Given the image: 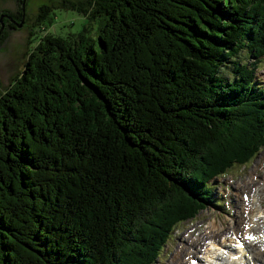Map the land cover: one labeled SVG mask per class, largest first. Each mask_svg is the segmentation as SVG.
I'll use <instances>...</instances> for the list:
<instances>
[{
  "label": "trees",
  "instance_id": "1",
  "mask_svg": "<svg viewBox=\"0 0 264 264\" xmlns=\"http://www.w3.org/2000/svg\"><path fill=\"white\" fill-rule=\"evenodd\" d=\"M62 7L98 33L34 35L0 94V264H151L264 147V89L239 59L264 55V0Z\"/></svg>",
  "mask_w": 264,
  "mask_h": 264
},
{
  "label": "rangeland",
  "instance_id": "2",
  "mask_svg": "<svg viewBox=\"0 0 264 264\" xmlns=\"http://www.w3.org/2000/svg\"><path fill=\"white\" fill-rule=\"evenodd\" d=\"M62 1L63 0H22L21 5L19 0H0V14L9 13L15 15L21 13L23 16L22 20L18 22L14 28H7L4 25L1 28L0 26V37L3 36L0 45V94H3L11 88L14 79L22 75L31 57L30 52L32 44L30 41L34 35L41 36L42 38H48L53 35L57 38L58 36L61 37L67 34L71 37L76 31L82 29V31L96 36L98 33V30H96L97 24L92 21H86V19H83V17L76 12L64 9L62 7ZM68 1L75 3L84 2L85 0ZM44 5L55 8L54 13L56 16L51 15L50 17L48 16L44 22H37L39 8ZM18 24H21V26L17 27ZM239 57H241L239 59L242 64L255 62L254 59H251V55L248 57L241 55ZM256 66L257 69L255 73L257 78L255 81L259 86L264 87V60L261 63H257ZM230 73L229 68L223 70V76L228 80H232L233 78ZM197 175L199 174L196 172L193 177ZM249 182H251V184ZM263 182L264 148L257 152L255 156L246 163V166H234L232 169L226 171L224 176L212 182L214 186L213 202L207 205L203 211H199L194 218L188 219L177 226L171 234V237L168 238L155 264H182L185 256V259L191 258L194 255V246L201 248L206 243L205 239L208 238H206L205 235L210 227V223L215 222V224L219 226L215 233H217V236H220V238L224 236L228 238L233 234H243L240 226V222H246V216H244L245 211H243L245 201L243 199L247 197V192H249L250 195L253 193L257 195L259 192V199L262 196L264 199ZM260 186H262L263 189L260 188ZM256 199H254V204L258 202V198ZM250 203L252 204V198L250 199ZM260 204L262 205L261 201ZM145 223L146 222H140L141 225ZM259 225L255 228H264V220L263 222L261 221ZM143 229L144 227L141 226V233ZM261 234L263 235V233ZM136 237L137 236L133 235V238ZM190 242L193 244V246L190 247L191 250L185 254L180 252V249L182 247L186 248ZM129 249L133 251L135 248L129 247ZM255 249L256 248L251 247L244 249V251L239 250V253L243 256L242 260H244L245 257L247 261L248 254L250 253L253 255ZM138 255H140V253ZM258 259L260 260L261 258ZM260 261L264 264L262 259ZM247 262L253 264L252 260L251 263L249 261Z\"/></svg>",
  "mask_w": 264,
  "mask_h": 264
},
{
  "label": "bare ground",
  "instance_id": "3",
  "mask_svg": "<svg viewBox=\"0 0 264 264\" xmlns=\"http://www.w3.org/2000/svg\"><path fill=\"white\" fill-rule=\"evenodd\" d=\"M249 183L251 184V182ZM260 188L263 189L262 186H260ZM247 194V197L243 199L245 201L244 206L242 205L243 211H245L244 216H246V222H240V226L242 228L241 231L243 234H234L233 237L231 236L226 238L224 236L220 238V236H217V233H215L219 226H217L215 222L210 223V227L208 228V231L205 235V237L208 238L205 239L206 243L201 248L194 246V255L189 259H185V256L182 264H234L236 262L234 260L243 259V256L239 253V250L244 251V249L251 247L256 248L254 250V254L252 255L254 259L252 260L253 264H262L260 260L262 259L264 261V228H255L261 223V219L259 218V214L261 212V200L258 196L259 192L257 195L254 193L250 195L249 192H247ZM251 198L252 204L250 203ZM256 198H258L257 203ZM254 199H256V204H254ZM262 213L264 214V212ZM249 232L251 233V237H254V239L246 240V236ZM261 233H263V235ZM237 239H239L240 242H238ZM237 244L238 248L236 247ZM191 246H193L192 242H190L186 248L182 247L180 252L184 254L189 252L191 250ZM248 255H250V253ZM258 258L261 259L259 260ZM239 262H246L249 264L245 260V257L244 260Z\"/></svg>",
  "mask_w": 264,
  "mask_h": 264
},
{
  "label": "flooded vegetation",
  "instance_id": "4",
  "mask_svg": "<svg viewBox=\"0 0 264 264\" xmlns=\"http://www.w3.org/2000/svg\"><path fill=\"white\" fill-rule=\"evenodd\" d=\"M4 16L3 18V25L7 28H14V26L20 22L23 18L21 13H17L15 15L9 14V13H2L0 16Z\"/></svg>",
  "mask_w": 264,
  "mask_h": 264
},
{
  "label": "water",
  "instance_id": "5",
  "mask_svg": "<svg viewBox=\"0 0 264 264\" xmlns=\"http://www.w3.org/2000/svg\"><path fill=\"white\" fill-rule=\"evenodd\" d=\"M24 7V6H23ZM2 19H3V16H0V23H1V28L3 27V25H2ZM21 26V24H18L17 25V27H20ZM1 28H0V30H1Z\"/></svg>",
  "mask_w": 264,
  "mask_h": 264
},
{
  "label": "snow or ice",
  "instance_id": "6",
  "mask_svg": "<svg viewBox=\"0 0 264 264\" xmlns=\"http://www.w3.org/2000/svg\"><path fill=\"white\" fill-rule=\"evenodd\" d=\"M248 239H254V237H248Z\"/></svg>",
  "mask_w": 264,
  "mask_h": 264
}]
</instances>
